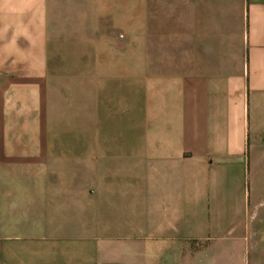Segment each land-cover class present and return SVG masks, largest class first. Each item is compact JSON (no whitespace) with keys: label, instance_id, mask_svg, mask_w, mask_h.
Masks as SVG:
<instances>
[{"label":"crops","instance_id":"1","mask_svg":"<svg viewBox=\"0 0 264 264\" xmlns=\"http://www.w3.org/2000/svg\"><path fill=\"white\" fill-rule=\"evenodd\" d=\"M262 208L264 0H0V264H234Z\"/></svg>","mask_w":264,"mask_h":264},{"label":"rangeland","instance_id":"2","mask_svg":"<svg viewBox=\"0 0 264 264\" xmlns=\"http://www.w3.org/2000/svg\"><path fill=\"white\" fill-rule=\"evenodd\" d=\"M233 263L264 264V208L253 213L247 227L237 233Z\"/></svg>","mask_w":264,"mask_h":264}]
</instances>
